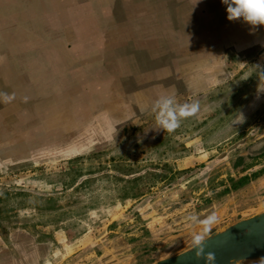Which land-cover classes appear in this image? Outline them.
<instances>
[{"label":"rangeland","instance_id":"374dc122","mask_svg":"<svg viewBox=\"0 0 264 264\" xmlns=\"http://www.w3.org/2000/svg\"><path fill=\"white\" fill-rule=\"evenodd\" d=\"M193 3L0 0V264H153L264 211V26ZM171 92L199 111L164 132Z\"/></svg>","mask_w":264,"mask_h":264},{"label":"clouds","instance_id":"9594fccd","mask_svg":"<svg viewBox=\"0 0 264 264\" xmlns=\"http://www.w3.org/2000/svg\"><path fill=\"white\" fill-rule=\"evenodd\" d=\"M226 6L227 19L229 21L242 20L248 25L255 28L256 26H264V0H221ZM199 0H194L193 6L198 4ZM192 6V7H193ZM260 69L261 76H264V67L257 66ZM245 77L244 79H246ZM14 94L0 93V99L4 102H11L14 99ZM27 97H24L27 102ZM151 111L155 115L157 130L164 132H172L179 127L180 122L184 118H188L197 114L199 111V103H177L175 93L171 92L159 96L151 107ZM240 119L235 121L234 125H239L244 122V116L239 113ZM192 224H198L201 228L199 233L193 234L194 255L199 259L204 260V264H215V256L212 252L204 250V240L210 232L211 225L215 222L214 214L199 219L195 215L188 217Z\"/></svg>","mask_w":264,"mask_h":264},{"label":"water","instance_id":"95a60500","mask_svg":"<svg viewBox=\"0 0 264 264\" xmlns=\"http://www.w3.org/2000/svg\"><path fill=\"white\" fill-rule=\"evenodd\" d=\"M203 243L204 250L214 254L215 264H264V211L210 234ZM194 251L192 246L153 264H204Z\"/></svg>","mask_w":264,"mask_h":264},{"label":"crops","instance_id":"0c3cea01","mask_svg":"<svg viewBox=\"0 0 264 264\" xmlns=\"http://www.w3.org/2000/svg\"><path fill=\"white\" fill-rule=\"evenodd\" d=\"M148 7H149V2H148ZM170 19V21H172V22H174L175 23V18H173L172 16L169 18ZM174 19V20H173ZM177 19V18H176ZM168 23V22H167ZM159 25V24H158ZM171 26V25H170ZM189 29V28H188ZM192 28H190V30H191ZM264 41V40H263Z\"/></svg>","mask_w":264,"mask_h":264}]
</instances>
